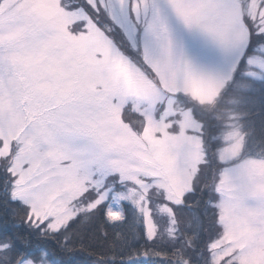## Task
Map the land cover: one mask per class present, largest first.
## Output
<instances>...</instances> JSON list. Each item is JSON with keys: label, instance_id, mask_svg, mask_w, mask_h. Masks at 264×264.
Wrapping results in <instances>:
<instances>
[{"label": "snow or ice", "instance_id": "snow-or-ice-1", "mask_svg": "<svg viewBox=\"0 0 264 264\" xmlns=\"http://www.w3.org/2000/svg\"><path fill=\"white\" fill-rule=\"evenodd\" d=\"M0 264H264V0H0Z\"/></svg>", "mask_w": 264, "mask_h": 264}]
</instances>
